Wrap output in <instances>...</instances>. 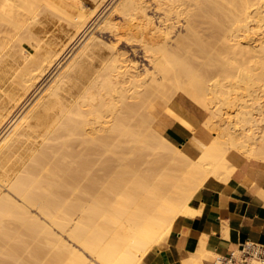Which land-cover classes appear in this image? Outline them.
I'll return each mask as SVG.
<instances>
[{
  "label": "bare ground",
  "instance_id": "obj_1",
  "mask_svg": "<svg viewBox=\"0 0 264 264\" xmlns=\"http://www.w3.org/2000/svg\"><path fill=\"white\" fill-rule=\"evenodd\" d=\"M80 1L46 0L76 30L61 51L35 35L39 14L21 25L20 2L0 0V141L41 94L0 144V264H142L180 216L195 215L204 183L231 177L230 150L264 161V104L245 95L264 91V0L117 1L136 29L149 26L142 66L118 46L136 30L108 15L92 33L103 18ZM258 32L244 47L240 37ZM177 96L204 107L200 133L170 107ZM216 103L236 105V123L220 119L208 142ZM165 111L188 130L185 148L161 129Z\"/></svg>",
  "mask_w": 264,
  "mask_h": 264
},
{
  "label": "crops",
  "instance_id": "obj_2",
  "mask_svg": "<svg viewBox=\"0 0 264 264\" xmlns=\"http://www.w3.org/2000/svg\"><path fill=\"white\" fill-rule=\"evenodd\" d=\"M177 98L170 107L200 133L205 110ZM163 117L161 129L185 148L190 134L184 124L166 111ZM228 158L235 169L230 180L211 177L204 183L192 200L195 215L180 216L166 241L152 249L142 264H194L201 249L205 253L202 264H226L223 259L230 255L237 261L234 264H240L238 254L246 242L264 246V161L234 153Z\"/></svg>",
  "mask_w": 264,
  "mask_h": 264
},
{
  "label": "rangeland",
  "instance_id": "obj_3",
  "mask_svg": "<svg viewBox=\"0 0 264 264\" xmlns=\"http://www.w3.org/2000/svg\"><path fill=\"white\" fill-rule=\"evenodd\" d=\"M22 1V2H21ZM21 1H19L18 0V2H20L19 3V6H22V8L20 7V12H21V14H22V22H20V24L22 25V23H24V21H25V23H28L27 22V20L28 21H30V19L34 16V15H37V14H39V17H41V19H42V21H43V24L44 25H36L34 28H33V30H34V32H35V35H37V37L38 38H42L43 40H47L46 42H50L49 44L54 48V49H56V50H63L67 45H70V42H71V38L73 37V35H75V33H76V30H75V28H74V26L72 25V23L70 22V21H68V20H66V19H62L59 15H56V13H52V12H50V11H46V8L49 6L47 3H46V0H21ZM80 1V0H79ZM82 1V3L86 6V9L87 10H89V12H91V10L93 11L94 9H96V11H98L97 12V17L95 16V20L98 18V16L100 15V17H99V19L98 20H100V19H102L100 22H96L97 23V25H96V27H95V29L92 31V33L101 25V23L103 22V20L108 16V15H110L109 16V18H108V20L106 21V23L107 24H110V25H112V24H114L115 22H117L118 21V23H120V24H123L124 26L123 27H125L126 29H128L127 27H129V29L128 30H130L131 28L133 29H131L132 30V32L134 33V31L136 30V32H135V35H136V41L134 42L133 41V43H131L130 42V44L131 45H129L128 46V44L129 43H127L126 41H124L123 40V42L121 43V44H119L118 46H120L119 48L120 49H122L124 52H126V53H128L127 55L129 56V58H131V59H133V60H137V62H140V63H138V64H140V66H142V65H144L145 63L147 64L148 62H147V60H145V57L143 56L144 54L142 53L143 51H142V42L141 41H139L140 40V34H141V32H142V30L143 29H146V31L149 29V26H148V28H145V27H140V26H138V28L136 29V27H137V24H136V22H132V20H130L131 18L129 17V16H126L124 13H121V12H119L117 9L116 10H113L114 9V7L119 3V2H117V1H120V0H106L105 1V3L103 4V6L100 8V7H98V5H99V1L100 0H81ZM80 1V2H81ZM114 3H115V5H114ZM21 4V5H20ZM110 4V5H109ZM106 6V7H105ZM98 8V9H97ZM103 12V13H102ZM116 12H117V14H116ZM113 13H114V15H113ZM116 14V15H115ZM122 14V15H121ZM59 17L61 18V20L59 19ZM111 18V19H110ZM112 18H113V20H112ZM116 18H117V20H116ZM120 18V20H121V22H120V20H118ZM25 19V20H24ZM97 20V21H98ZM130 21V22H129ZM106 23H104V24H102V27H104V29L106 28ZM19 24V25H20ZM126 24V25H125ZM132 24H133V26H132ZM19 25H18V30L17 31H15V32H21V30H20V27H19ZM127 25H129V26H127ZM131 25V26H130ZM154 26V25H153ZM153 26H150V27H153ZM125 28H123L122 29V31L123 30H125ZM46 32V33H45ZM260 33H261V31H259ZM258 32V33H259ZM91 33V34H92ZM259 33V35L258 34H252V35H244V36H241L240 37V40H241V42L244 44V47H248V46H251V47H253V46H255L256 44H258V42H257V40H259V38H261L262 37V35ZM90 34V35H91ZM110 34V35H109ZM116 34V33H115ZM137 34H139V35H137ZM44 35H45V37H44ZM90 35H89V37H90ZM88 37V38H89ZM87 38V39H88ZM103 38H104V40L105 41H107V42H109V41H113V39H114V35H113V33L111 34L110 32H108V29H106L105 30V32H103ZM109 39H111V40H109ZM52 42V43H51ZM126 42V43H125ZM137 42H138V44H140V46L137 44ZM141 42V43H140ZM125 43V44H124ZM27 46H29V44L26 42L25 43ZM123 44V45H122ZM135 44V45H134ZM137 44V45H136ZM126 45V46H125ZM72 47V45L70 46V48ZM141 47V48H140ZM81 48V47H80ZM79 47L77 48V50H75L76 52L80 49ZM135 48H136V50H135ZM75 49H76V47H75ZM74 51V50H73ZM132 51V52H131ZM72 53V52H71ZM136 53V54H135ZM71 55V54H70ZM69 55V56H70ZM69 56H67V59H69L68 61H67V59L65 60L64 59V61H63V65L61 64L59 67H61V70H63V68L71 61V59L73 58V56L72 57H69ZM142 59V60H141ZM66 61V62H65ZM240 61V62H239ZM65 62V63H64ZM232 65H233V62H235L234 63V65H236V66H238V67H235V68H239V66L241 67L242 66V57H240V56H236V57H234L233 59H231V61H229ZM238 63V65H237V63ZM65 64V65H64ZM63 67V68H62ZM61 70H60V72H61ZM240 70V69H239ZM239 70H237L236 71V76L239 74ZM59 72V73H60ZM59 73H56V77L59 75ZM55 74V73H54ZM56 77H54V79L56 78ZM235 77V76H234ZM230 78V80H229V84H230V86H231V83H232V86H231V88H232V94H231V98H235L236 100H237V98H242V89H240V88H238L239 86H238V83H237V81H238V78L236 79V78ZM51 79V78H50ZM54 79H52V81L54 80ZM233 81H232V80ZM237 80V81H236ZM49 81V80H48ZM52 81H49L50 83L52 82ZM234 82H235V84L237 83V85H235L234 84ZM213 83V81L211 82V84ZM234 84V85H233ZM238 86V87H237ZM48 87V86H47ZM46 87V88H47ZM45 88V89H46ZM233 88H234V90H233ZM239 92H241V93H239ZM245 92H246V94H245ZM245 92H243V94H245V95H249L248 96V98L247 99H250V102L249 103H252V104H256V103H258V102H263V104H264V91L263 90H261V89H259V88H254L253 89V92H251V93H247V91H245ZM239 93V94H238ZM36 96V95H35ZM41 96V94L39 95V97ZM39 97L37 96V97H33V99L32 100H34L33 101V103L32 104H30V103H28L27 105H26V108H24L23 109V111L24 112H22L21 111V115L19 116L20 118L18 119V121L13 125V124H11V125H13V126H11L9 129V131L7 132V134L2 138V140L0 141V144L3 142V140L7 137V135L15 128V126L18 124V122H20V120L27 114V112L29 111V109L34 105V103L39 99ZM31 100V101H32ZM30 101V102H31ZM192 101V100H191ZM241 101H242V99H241ZM240 101V102H241ZM193 102V104H194V106H196V108L198 107L200 110H202L201 108H203L204 109V107H202L201 105H199L198 103H196V102H194V101H192ZM239 102V103H240ZM238 103V102H237ZM29 106V107H28ZM201 107V108H200ZM28 108V109H27ZM215 109H220L221 111H220V114H222V116H220V115H218V116H216V117H214V119H213V122L215 123V122H218V126H217V129L214 127V125H210V128L208 127V131H209V133H210V138H209V140H208V142H211V141H213V140H215L216 139V137H215V135L217 134L218 135V137H219V134L220 133H218L219 132V128H220V125L222 124V123H225V122H223V121H221L220 122V119H222V120H224V121H226V126H227V124H229L228 126H230V124H231V126H233V122H235L236 123V118H235V116H236V114L238 113V107L236 106V105H234V104H232L231 106H226V105H224V104H222V103H216L215 104V107H214ZM214 109V110H215ZM25 110H27V111H25ZM231 119H230V118ZM228 118H229V120H228ZM231 120V121H230ZM233 121V122H232ZM232 122V123H231ZM215 125H217V123L215 124ZM230 126V127H231ZM236 126H238L239 127V124L238 125H236ZM219 127V128H218ZM8 130V129H7ZM212 130V131H211ZM214 134V135H213ZM216 135V136H217ZM211 138H212V140H211ZM231 153H234V154H237V155H239L240 153L238 152V151H236V150H230L229 152H228V156L231 154ZM242 155V154H241ZM242 157H245L244 155H242ZM247 158V157H246ZM222 181H225V180H222ZM169 235H167L166 237H165V239L162 241V243L164 242V241H166V239H167V237H168Z\"/></svg>",
  "mask_w": 264,
  "mask_h": 264
},
{
  "label": "built area",
  "instance_id": "obj_4",
  "mask_svg": "<svg viewBox=\"0 0 264 264\" xmlns=\"http://www.w3.org/2000/svg\"><path fill=\"white\" fill-rule=\"evenodd\" d=\"M238 258L240 264H250L251 260L255 258L260 260V264H264V246L248 241L243 245L242 250L238 254ZM236 262L233 255L223 259V263L226 264H234Z\"/></svg>",
  "mask_w": 264,
  "mask_h": 264
}]
</instances>
